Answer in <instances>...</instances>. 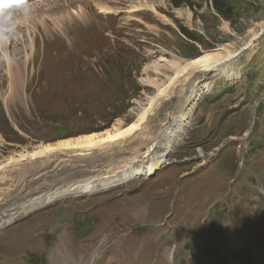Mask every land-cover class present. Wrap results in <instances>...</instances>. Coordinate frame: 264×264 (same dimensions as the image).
I'll return each instance as SVG.
<instances>
[{
  "label": "rangeland",
  "instance_id": "374dc122",
  "mask_svg": "<svg viewBox=\"0 0 264 264\" xmlns=\"http://www.w3.org/2000/svg\"><path fill=\"white\" fill-rule=\"evenodd\" d=\"M27 2L28 21L0 45V207L73 171L95 176L129 152L118 146L14 167L5 166L8 158L118 120L127 126L157 93L141 82L146 66L221 46L238 52L264 24V0ZM259 36L236 54V79H209L215 89L192 111L166 164L146 178L23 208L0 230V264H264ZM171 76L165 70L162 78ZM166 104L146 127L165 124Z\"/></svg>",
  "mask_w": 264,
  "mask_h": 264
},
{
  "label": "bare ground",
  "instance_id": "6f19581e",
  "mask_svg": "<svg viewBox=\"0 0 264 264\" xmlns=\"http://www.w3.org/2000/svg\"><path fill=\"white\" fill-rule=\"evenodd\" d=\"M54 5L57 6L58 3ZM101 8L105 9L104 6ZM189 18L191 17L189 16ZM259 26V33L252 32V39L238 52L221 46L218 49L203 52L192 60L168 61L165 58H159L153 65L146 66L143 74H147V77L141 82L157 93L145 98L146 103L140 104L141 107L139 106L140 109L135 114L136 120L127 126L123 127L122 122L118 120L104 132L67 138L52 144L38 145L30 152L23 150V152L14 154L4 161L5 166L14 167L23 162L28 163L39 159L42 161L53 156L68 158L82 156L83 153L91 151L102 153L118 146L122 151L129 152L128 157L116 161L107 170H102L101 173L97 172V175L92 176L88 182L74 185V183L90 176H85L87 173L83 171H73L70 178H68L69 176H58L55 180L46 182L44 185H39L40 187L27 192L19 199L24 200L21 204L17 202V198L9 205L0 207V229L13 223V216L23 208L43 207L45 204H51L63 198V196L90 194L97 190L132 181L138 177L146 178L166 164L170 154L183 140V135L186 132L185 127L189 125L192 111L203 96L215 89L209 79L218 76L222 81L229 82L239 76L234 68L235 56L250 47L252 42L260 37V33L264 32V24ZM165 70L172 72L174 77H167V80H163L164 77L162 78V76L165 75ZM148 74L155 77L149 78ZM9 76H12L11 71H9ZM12 79L14 78L12 77ZM14 80L12 81L14 82ZM173 88L178 89L171 91ZM9 94H12L11 88ZM165 103L170 109V113L164 121L165 124L157 125L153 122L154 125L146 127L147 122L155 119L159 107ZM168 139L171 140V145L168 142L164 151L157 153L155 150L162 144V141ZM136 148H141L142 153L134 155L133 149ZM2 170L3 166H0V172ZM29 194L33 196L27 198ZM33 201L36 204H32Z\"/></svg>",
  "mask_w": 264,
  "mask_h": 264
},
{
  "label": "clouds",
  "instance_id": "9594fccd",
  "mask_svg": "<svg viewBox=\"0 0 264 264\" xmlns=\"http://www.w3.org/2000/svg\"><path fill=\"white\" fill-rule=\"evenodd\" d=\"M27 0H0V45L6 43L30 16Z\"/></svg>",
  "mask_w": 264,
  "mask_h": 264
},
{
  "label": "water",
  "instance_id": "95a60500",
  "mask_svg": "<svg viewBox=\"0 0 264 264\" xmlns=\"http://www.w3.org/2000/svg\"><path fill=\"white\" fill-rule=\"evenodd\" d=\"M263 32L260 33V35H262Z\"/></svg>",
  "mask_w": 264,
  "mask_h": 264
}]
</instances>
